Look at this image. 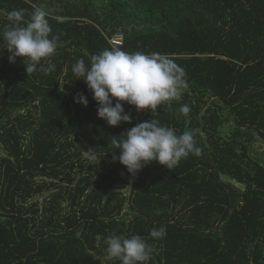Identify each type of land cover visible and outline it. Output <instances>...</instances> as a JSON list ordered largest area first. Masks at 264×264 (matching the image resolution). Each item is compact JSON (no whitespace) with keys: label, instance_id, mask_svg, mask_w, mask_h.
<instances>
[{"label":"trees","instance_id":"trees-1","mask_svg":"<svg viewBox=\"0 0 264 264\" xmlns=\"http://www.w3.org/2000/svg\"><path fill=\"white\" fill-rule=\"evenodd\" d=\"M35 8L63 46L41 62L54 71L30 76L0 38V264H120L98 234L140 235L148 264H264V0H0V32L7 13ZM113 46L171 57L179 98L155 113L123 102L131 123L99 118L72 66ZM153 119L192 131L201 154L132 175L111 141Z\"/></svg>","mask_w":264,"mask_h":264},{"label":"clouds","instance_id":"clouds-1","mask_svg":"<svg viewBox=\"0 0 264 264\" xmlns=\"http://www.w3.org/2000/svg\"><path fill=\"white\" fill-rule=\"evenodd\" d=\"M46 16L47 13L41 8H35L27 21L24 20L23 10L9 12L7 19L11 27L0 32V38L6 41L5 48L10 53V62L23 57L30 76L37 71H54L55 64L49 62L45 67L41 62L63 46L59 36L51 34ZM90 59V66L83 58L77 60L72 72L76 78L84 80L97 102L98 117L110 126H118L122 121L131 123L132 116L125 112L123 102L135 106L137 111L150 108L155 113L158 106L178 99L181 88L186 87L183 70L165 54L126 52L113 46L92 55ZM75 102L84 106L89 103L83 92L77 94ZM180 111L187 115L190 109L182 105ZM125 136L123 140L111 141L115 149L121 150L118 156H113V160L126 166L132 175L153 161L173 169L190 153L201 154L192 131L177 135L174 129L160 125L156 119L133 126ZM84 155L90 164L97 159L91 151H86ZM165 234L163 228H153L149 233L153 239L163 238ZM101 242L106 246L108 258L119 260L120 264H148L151 259L152 248L140 235L102 237L98 234V247Z\"/></svg>","mask_w":264,"mask_h":264},{"label":"rangeland","instance_id":"rangeland-1","mask_svg":"<svg viewBox=\"0 0 264 264\" xmlns=\"http://www.w3.org/2000/svg\"><path fill=\"white\" fill-rule=\"evenodd\" d=\"M55 7H57V8H61L60 6H58V5H56ZM180 96V95H179ZM263 145H264V143H263ZM262 144H258L257 145V149L259 150V151H261L262 153H261V155H262V157L264 158V146H263ZM129 189H126V190H124V194H129ZM50 195V192L49 191H45V193L42 195V196H38L37 197V199H39V202H40V206H43L44 204H43V202L48 198V196ZM64 205H67L68 204V202L67 201H64V203H63Z\"/></svg>","mask_w":264,"mask_h":264},{"label":"built area","instance_id":"built-area-1","mask_svg":"<svg viewBox=\"0 0 264 264\" xmlns=\"http://www.w3.org/2000/svg\"><path fill=\"white\" fill-rule=\"evenodd\" d=\"M112 43L114 45H122L123 44V35L122 34H117L112 38Z\"/></svg>","mask_w":264,"mask_h":264}]
</instances>
